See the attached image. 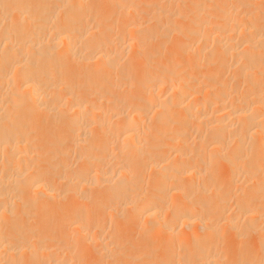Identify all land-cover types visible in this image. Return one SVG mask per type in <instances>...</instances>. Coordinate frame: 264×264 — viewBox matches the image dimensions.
Masks as SVG:
<instances>
[{
    "label": "bare ground",
    "instance_id": "1",
    "mask_svg": "<svg viewBox=\"0 0 264 264\" xmlns=\"http://www.w3.org/2000/svg\"><path fill=\"white\" fill-rule=\"evenodd\" d=\"M130 229L264 264V0H0V264H132Z\"/></svg>",
    "mask_w": 264,
    "mask_h": 264
},
{
    "label": "rangeland",
    "instance_id": "2",
    "mask_svg": "<svg viewBox=\"0 0 264 264\" xmlns=\"http://www.w3.org/2000/svg\"><path fill=\"white\" fill-rule=\"evenodd\" d=\"M188 2H191V1H188ZM187 3V2H186ZM190 4V3H189ZM184 25H187V22H184ZM129 232H131L132 234L131 235H128V240H129V242L131 243H125L126 241H128V240H126L125 242H123V246H122V249H124L123 251H125V250H128L129 251V249L131 248V250L132 251H134V249H136L135 250V254H136V252H137V250H138V252L139 253H141L140 255H139V253L137 252V254H138V257H136L137 256V254H136V256H135V258H133L131 261L130 260H128L129 262H133L132 264H153V262L152 261H155V259H156V257L157 256H159L158 254H161L160 252L162 251H159V249L158 248H161V247H159L160 245V243L158 242V241H150V242H148L147 244H145L144 245V247L143 246H141V247H139L140 248V250H139V248L137 249V248H133V247H136L137 246V244H139L138 242H140V240H141V238H139L138 236H139V234H135L134 232H132L131 231V229H130V231ZM135 235V236H134ZM134 236V237H133ZM130 237H132V238H130ZM134 238V239H133ZM125 243V244H124ZM126 245H128L129 246V249H128V246H126ZM136 245V246H135ZM147 245V246H146ZM126 246V247H125ZM94 249V247H93V245L92 246H90V248H88L90 251H92L93 249ZM133 248V249H132ZM158 249V250H157ZM95 250V249H94ZM152 251V253L153 252H155L154 254H153V256H150L149 255V253ZM157 251H158V253H157ZM126 252V251H125ZM128 253V252H127ZM148 253V254H147ZM152 253H151V255H152ZM154 255H156V256H154ZM120 257H124V256H120ZM150 257V258H149ZM155 257V258H154ZM148 258V259H147ZM154 258V259H153ZM122 259V258H121ZM124 259V258H123ZM125 260V259H124ZM146 260H148V261H146Z\"/></svg>",
    "mask_w": 264,
    "mask_h": 264
}]
</instances>
